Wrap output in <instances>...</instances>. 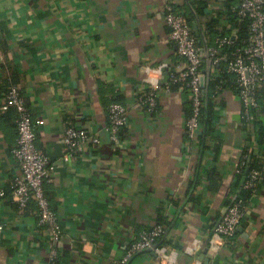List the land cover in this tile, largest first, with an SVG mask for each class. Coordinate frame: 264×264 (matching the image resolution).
I'll return each mask as SVG.
<instances>
[{
  "label": "crops",
  "instance_id": "1",
  "mask_svg": "<svg viewBox=\"0 0 264 264\" xmlns=\"http://www.w3.org/2000/svg\"><path fill=\"white\" fill-rule=\"evenodd\" d=\"M177 2L183 7L184 0ZM216 5L226 9L229 3L211 0L208 17L197 16L193 24L201 42L197 18L207 42L203 24ZM165 16V0H0V192L6 194L0 197V264H117L159 217L171 224H161L166 232L158 243L167 240L165 246L175 251L173 264H264V187L250 199L233 244L209 249L212 230L240 192L244 147L254 149L236 88H225L214 103L219 155L207 152L199 169L215 166L220 179L209 185L204 178L191 191L199 201L189 199L202 160L185 132L188 95L179 85L166 91L185 62ZM218 25L237 29L224 18ZM213 76L211 69L208 84ZM14 86L32 115L36 145L54 167L45 185L62 230L54 243L39 225L36 202L21 209L12 198L18 114L3 107ZM148 89L158 94L153 111L140 101ZM115 100L129 112L117 143L107 130ZM68 127L89 130L101 144L66 160ZM129 264L160 261L147 251Z\"/></svg>",
  "mask_w": 264,
  "mask_h": 264
},
{
  "label": "built area",
  "instance_id": "2",
  "mask_svg": "<svg viewBox=\"0 0 264 264\" xmlns=\"http://www.w3.org/2000/svg\"><path fill=\"white\" fill-rule=\"evenodd\" d=\"M165 21L170 29L172 41L177 45L178 54L185 62V69L177 75H173L166 85L169 92L174 83H180V89L185 92L192 106V113L185 123V132L190 142H197L201 135V112L204 107V89L202 87V75L204 70L205 55L203 47L199 45L198 38L194 35L184 8L177 0H165ZM222 5L211 6L212 15L216 16ZM230 11L241 19L249 21V36L244 41L245 46H238L228 57L225 71L234 75L237 84L239 98L243 104V112L249 119V108L257 106L255 92L264 86V0H237L230 4ZM238 31L227 32L216 40V46L208 47L211 69L214 76H222L220 68L224 57L218 56V49L233 45L238 40ZM223 88L218 87L213 95V102L221 99ZM4 109L14 108L17 111L16 126L18 132L17 145L12 153L18 165V175L15 177V187L12 191L13 200L19 208L25 209L30 202L35 201L39 208V225L44 234L53 240L59 241L62 236L58 216L54 211L45 190L46 183L51 181L54 170L50 159L36 145V132L33 119L28 110L25 98L18 87H11L4 96ZM140 101L150 111L155 110L158 102L156 89H148L142 93ZM129 122V112L122 103L114 102L109 106V123L107 130L111 141L117 143L120 132ZM64 144L67 150L66 160L89 145L98 147L101 139L98 135H92L87 129L68 127L64 133ZM260 173L253 171L246 188H254ZM0 192V197L5 196ZM247 205L242 202L233 203L227 210L222 221L214 227L209 240V249H218L222 242L235 237L241 221L246 215ZM165 234V227L158 224L151 229L139 233L138 239L129 247L125 257L117 264H129L138 253L152 250L160 261V264H173L176 254L168 246L158 245L159 239ZM200 244L196 243L190 251L194 258L197 257ZM207 249V252L208 250ZM52 260L57 259L55 250L51 252Z\"/></svg>",
  "mask_w": 264,
  "mask_h": 264
},
{
  "label": "trees",
  "instance_id": "3",
  "mask_svg": "<svg viewBox=\"0 0 264 264\" xmlns=\"http://www.w3.org/2000/svg\"><path fill=\"white\" fill-rule=\"evenodd\" d=\"M211 0H184L183 8L184 12L188 18L190 27L193 31V24L196 21V17H200L201 19L204 17H208V7ZM229 3L226 6V9L222 8V10L217 13V16H211L204 26L205 36L207 38V45L208 47L216 46V40L218 38L223 37L227 32H232L231 30L221 28L218 24L220 22V18L227 19L229 22L235 24V27L238 31V40L233 45L225 46L222 49H218V56L222 57L225 53H227V57L238 47V46H245L246 43L244 41L247 40L249 36V21L242 19L241 23L239 22L240 18L235 14L230 12V3L232 4L235 0H225V2ZM225 7V6H224ZM194 35L195 32L193 31ZM198 38L199 45L204 47V43L201 42V39ZM226 55V54H225ZM227 59H223L221 62L220 68L223 70L222 76L217 77L213 76L212 79L209 81L208 84V93L204 96V107L201 112V135L198 137L196 145L199 149V158L202 160L199 167H196V175L195 178L190 183V192L188 191V196L190 201H199V197L194 198L193 193L197 190V188L201 185L202 180L205 178L206 181L208 180L209 185H211L212 181L215 179H220V175H218L216 171V167L212 166L209 169L200 172L204 165L203 157L207 152H214L215 158L219 155V145L222 141V135L219 134L217 126H216V115L214 110V102H213V95L215 90L218 87H222L223 90L228 87L236 88L237 84L235 82V77L232 74H229L225 71V66L227 65ZM208 63L205 59L204 68L206 69ZM180 86V83H174V86ZM255 102L257 106H251L249 108V119L243 117L245 127H248V139L249 142L252 143L254 149L250 151V147H244L243 151V160L242 165L240 167V174H238L239 180V190L240 192L236 194V199L233 200V203L242 202L248 206L250 199L258 193L264 187V120L262 119L261 115H264V86L258 88L254 95ZM115 102L122 103L119 100H115ZM192 113V106L191 110L188 114L191 115ZM244 115V112H243ZM124 130V129H123ZM120 132V136L123 135L124 131ZM188 139V138H187ZM189 141V139L187 140ZM192 143V142H190ZM200 169V170H199ZM253 171H258L260 173L257 181L256 186L254 188H246V183L250 179V175ZM244 179V183L241 184L242 180ZM193 193L191 194V191ZM47 195V194H46ZM48 197V196H47ZM49 199V198H48ZM50 201V200H49ZM230 204L229 206H231ZM171 225L168 222H164L162 217H159L158 224H166ZM166 232V230H165ZM237 236V232L235 237L230 238L227 240V243L231 246L235 241ZM163 237L160 239L162 241ZM167 240L163 242V246H165Z\"/></svg>",
  "mask_w": 264,
  "mask_h": 264
},
{
  "label": "water",
  "instance_id": "4",
  "mask_svg": "<svg viewBox=\"0 0 264 264\" xmlns=\"http://www.w3.org/2000/svg\"><path fill=\"white\" fill-rule=\"evenodd\" d=\"M195 29H196L198 35L202 36V40H203V43H204L203 44L204 45L203 52H204V55H205V59H206V61L208 63V66H207L206 69L203 70V75H202V87L204 89V94L207 95V93H208V86H207L208 82L207 81L209 80V75H210V71H211V65H210V59H209L208 45H207V42H206V40L204 38V34L202 32V27H201L199 18H197V23L195 25ZM199 29H200V33L198 31ZM158 245H160V244L158 243L153 248H156ZM150 251H152V250H150ZM205 253H207V250L205 251Z\"/></svg>",
  "mask_w": 264,
  "mask_h": 264
}]
</instances>
